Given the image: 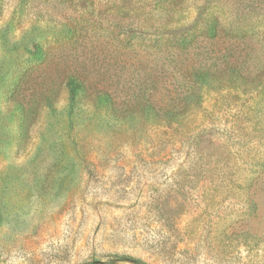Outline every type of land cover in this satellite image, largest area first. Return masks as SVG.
I'll use <instances>...</instances> for the list:
<instances>
[{"label":"rangeland","instance_id":"374dc122","mask_svg":"<svg viewBox=\"0 0 264 264\" xmlns=\"http://www.w3.org/2000/svg\"><path fill=\"white\" fill-rule=\"evenodd\" d=\"M159 3L0 0V264H264V0Z\"/></svg>","mask_w":264,"mask_h":264},{"label":"trees","instance_id":"16d2710c","mask_svg":"<svg viewBox=\"0 0 264 264\" xmlns=\"http://www.w3.org/2000/svg\"><path fill=\"white\" fill-rule=\"evenodd\" d=\"M159 1H160L159 5H161V9L162 10H167V11L170 10V9H167L168 6H172L173 7V4L176 3V0H159ZM209 20H210V23H209L210 26L207 27V28H208L209 32L213 31L215 33L216 29H218V27H219V24L217 25V24L213 23V22L217 21L216 18L213 19L211 17ZM38 55L41 56L42 53H38ZM232 68L233 67L230 66V67L227 68L226 71H229ZM201 74L205 75L206 72H204L203 70H198V71L194 72L192 75L193 76L196 75L198 78H200V76H203ZM65 87L67 89V92H68V95H69V99H70L71 102H74L78 96H84V94L87 93V85H86L85 81L80 76L75 75V74H71V75L66 77ZM186 91H189V86L187 87ZM99 99L102 102L101 104H104L106 106L109 105V107H110V105H112V104H110V102L112 103V99H110V97H109V95L107 93L101 94V96H99ZM125 104L128 105L127 109H129V110L132 109V108H130L131 107L130 106L131 99H129L128 102H125ZM117 111H119V109L117 107H115L111 112H112L113 115H116ZM251 208H252V206H251ZM128 259H129V261H131L134 264H146L145 262H143L142 260L137 259V258H128Z\"/></svg>","mask_w":264,"mask_h":264}]
</instances>
